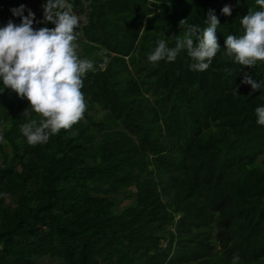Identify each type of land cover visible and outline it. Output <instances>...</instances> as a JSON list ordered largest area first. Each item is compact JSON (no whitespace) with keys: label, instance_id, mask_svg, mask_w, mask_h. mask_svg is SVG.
Here are the masks:
<instances>
[{"label":"trees","instance_id":"1","mask_svg":"<svg viewBox=\"0 0 264 264\" xmlns=\"http://www.w3.org/2000/svg\"><path fill=\"white\" fill-rule=\"evenodd\" d=\"M22 1L0 0V27L21 22L10 10ZM68 2L96 69L83 119L30 146L28 101L0 81V264H264V91L242 83L264 79V62L241 66L224 48L256 0ZM209 10L221 48L207 70L186 52L148 61L157 40L183 37L180 20L207 27Z\"/></svg>","mask_w":264,"mask_h":264},{"label":"clouds","instance_id":"2","mask_svg":"<svg viewBox=\"0 0 264 264\" xmlns=\"http://www.w3.org/2000/svg\"><path fill=\"white\" fill-rule=\"evenodd\" d=\"M262 10L249 11L243 16V35H228L224 40L225 55L247 68L264 62V0H256ZM43 20L35 21V14L25 6L13 8L14 16L21 18L19 24L8 21L0 27V81L5 89L28 101V107L21 115L27 122L20 126V132L30 146L47 143L61 130H70L84 117L87 101L81 89L83 79L89 71H95L92 61L78 55V33L80 18L72 11L68 0H46L42 4ZM230 16V6L221 10ZM54 27L34 28L33 23ZM184 29L183 37H178L174 47H168L163 39L157 40L148 61L156 66L160 61L174 62L179 54L186 52L194 61L193 71L207 70L220 51L216 35L220 21L212 10L205 20L207 27L202 30L187 19L178 22ZM195 37V40L193 39ZM194 41H196L194 43ZM243 84L250 85L252 92L264 91V79L255 82L246 72ZM251 95V93L249 94ZM35 114L38 118H32ZM256 123L264 126V106L255 109ZM0 142L4 136L0 134ZM240 257L234 254L232 264H238Z\"/></svg>","mask_w":264,"mask_h":264},{"label":"rangeland","instance_id":"3","mask_svg":"<svg viewBox=\"0 0 264 264\" xmlns=\"http://www.w3.org/2000/svg\"><path fill=\"white\" fill-rule=\"evenodd\" d=\"M21 5H24L25 8L30 9L33 6H39L40 0H23ZM20 6H18L17 8H19ZM75 14L80 18V23H81L84 20L83 16L81 14H77V13H75Z\"/></svg>","mask_w":264,"mask_h":264}]
</instances>
